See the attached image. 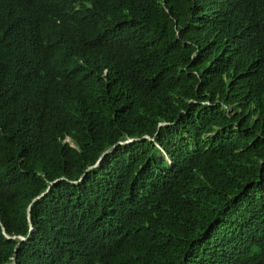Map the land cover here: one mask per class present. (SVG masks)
<instances>
[{
  "label": "trees",
  "instance_id": "trees-1",
  "mask_svg": "<svg viewBox=\"0 0 264 264\" xmlns=\"http://www.w3.org/2000/svg\"><path fill=\"white\" fill-rule=\"evenodd\" d=\"M13 258L264 264V0H0Z\"/></svg>",
  "mask_w": 264,
  "mask_h": 264
},
{
  "label": "clouds",
  "instance_id": "clouds-1",
  "mask_svg": "<svg viewBox=\"0 0 264 264\" xmlns=\"http://www.w3.org/2000/svg\"><path fill=\"white\" fill-rule=\"evenodd\" d=\"M145 137H147V136H145ZM134 139H130L129 141H133ZM126 141H123V142H121V143H125ZM44 193H42L40 196H42ZM39 197V196H38ZM28 210H29V208H28ZM31 230H32V227H31ZM5 234V233H4ZM19 238H20V240H25L26 239V237L25 236H19ZM14 260H15V258H13V261L11 262V263H9V264H15L14 263Z\"/></svg>",
  "mask_w": 264,
  "mask_h": 264
},
{
  "label": "bare ground",
  "instance_id": "bare-ground-1",
  "mask_svg": "<svg viewBox=\"0 0 264 264\" xmlns=\"http://www.w3.org/2000/svg\"><path fill=\"white\" fill-rule=\"evenodd\" d=\"M101 9H102V8H101ZM51 10H52V9H51ZM51 10H50V11H51ZM46 11H47V9H46ZM47 12H49V10H48ZM35 31H37V30H35ZM60 179H61V178H60ZM80 232H81V231H80Z\"/></svg>",
  "mask_w": 264,
  "mask_h": 264
}]
</instances>
